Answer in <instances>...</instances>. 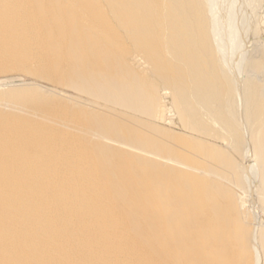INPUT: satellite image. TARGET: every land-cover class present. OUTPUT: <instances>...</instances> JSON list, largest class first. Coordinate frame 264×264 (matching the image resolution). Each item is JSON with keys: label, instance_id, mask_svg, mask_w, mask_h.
Here are the masks:
<instances>
[{"label": "bare ground", "instance_id": "1", "mask_svg": "<svg viewBox=\"0 0 264 264\" xmlns=\"http://www.w3.org/2000/svg\"><path fill=\"white\" fill-rule=\"evenodd\" d=\"M10 71L0 264H264V0H0Z\"/></svg>", "mask_w": 264, "mask_h": 264}, {"label": "rangeland", "instance_id": "2", "mask_svg": "<svg viewBox=\"0 0 264 264\" xmlns=\"http://www.w3.org/2000/svg\"><path fill=\"white\" fill-rule=\"evenodd\" d=\"M25 83H38V84H42L43 86H52L50 83L43 81L35 76L26 74L24 72H20V71H10V72H6L3 74H0V87L1 88H8V85H18V84H25ZM6 86V87H5ZM62 94L64 95H70V96H79L77 92L72 91V90H68L66 88L63 87H59ZM164 107H162V111H163V118L165 119H173L171 113L169 112V105L168 104H163ZM161 125L163 126H167L165 125L164 122H161ZM177 127V128H176ZM174 130H179V126H174L172 127ZM179 128V129H178Z\"/></svg>", "mask_w": 264, "mask_h": 264}]
</instances>
